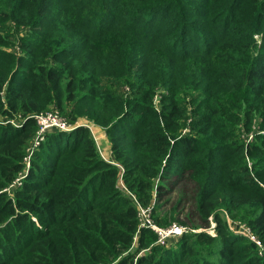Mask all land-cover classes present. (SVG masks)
<instances>
[{
	"label": "trees",
	"instance_id": "1",
	"mask_svg": "<svg viewBox=\"0 0 264 264\" xmlns=\"http://www.w3.org/2000/svg\"><path fill=\"white\" fill-rule=\"evenodd\" d=\"M78 4L83 9L67 17ZM0 6L12 7L6 20L12 18L17 27L36 29L38 24L46 37L40 41L46 44L24 40V56L16 59L3 50L10 45L0 28V117L21 122V127L0 124V264H214L192 263L189 244L167 251L154 244L152 230L140 227L137 205L150 206L152 180L163 161V177L173 175L177 184L188 179L195 185L194 212L204 227L212 213L218 219L220 208L241 210L242 219L253 214L249 224L264 243V135L247 144L237 138L242 127L251 131L256 117L263 119L264 130V0H1ZM26 15L32 25L22 23ZM47 16L53 21L48 37L39 28ZM62 18L69 19L67 31L89 30L96 50L113 40L106 50L115 52L117 73L125 82L136 41L147 50L162 42L158 49L172 67L162 64L160 73L154 71V78L160 75L155 83L149 74L141 83L135 81L140 100L131 103L123 102L109 84L97 90L94 71L84 65L76 80L94 96L89 107L114 116L94 121L108 127L118 165L98 157L88 128L53 132L33 156L22 184L8 195L5 190L22 172L25 150L37 131L30 116L44 112L45 98L60 112L63 102L75 99V74L69 71L75 63L60 65L63 42L56 46L49 31ZM193 18L202 23L191 22ZM39 48L37 62L25 57ZM138 51L141 56L143 50ZM144 55L156 58L150 50ZM185 65L190 72L184 73ZM159 82L166 89L160 113L150 105ZM95 96H101L99 101ZM186 98L199 117L191 127L195 135L180 137L177 119ZM122 136L132 143L119 145ZM163 190L158 188L159 198ZM153 222L163 226L168 221ZM218 224V264H264V253L258 255L253 243ZM196 237L208 245L214 241L204 234Z\"/></svg>",
	"mask_w": 264,
	"mask_h": 264
},
{
	"label": "rangeland",
	"instance_id": "2",
	"mask_svg": "<svg viewBox=\"0 0 264 264\" xmlns=\"http://www.w3.org/2000/svg\"><path fill=\"white\" fill-rule=\"evenodd\" d=\"M1 1V0H0ZM76 5V4H75ZM58 6V5H57ZM78 9L70 8V11L67 12V17L77 15L79 11L83 9L79 4L77 5ZM4 9L3 12H0V28L2 33L5 35L4 38L8 41L9 47H3V50H5L8 53H11L15 56L16 59H19L24 56V53L22 52V42L24 40H30L31 43L40 42L41 40L46 39V37L42 34V31H38L36 25V29L34 26H24L20 25L17 27V25L13 22L12 18H7L8 16V10H10L12 7H6V6H0V9ZM87 8V7H86ZM92 10V9H91ZM90 10V11H91ZM89 11V9H86L84 12ZM5 15H4V14ZM202 16L203 13H200ZM199 17V16H198ZM60 23L59 29L52 28L50 29V33H52V37L54 40H57L56 46L59 42H63L60 44V47H64V50L61 52V59L62 64L64 66H69L70 64H74L73 67L70 68L69 71H71L73 74H75V77L73 78L75 80V84L73 85V92L72 95L75 97V99L72 102H63L62 103V112L58 110L55 103L49 102L50 100H45L47 102V106H45L44 112H41L42 114L48 113L51 111H56L59 113L60 117L70 126L69 131L63 132V133H69L76 128L79 127H86L89 129L91 137L95 143L98 157L104 161L105 163L111 164L113 166H117V162L114 159V155L112 152V143L110 141V137L108 135V127H104L100 125L99 123H96L94 119L96 117L98 118H105V117H114L112 113H101V107H89L95 104L94 100L91 101L94 96L91 94L90 90L88 88H85L82 86L79 82H77V77L82 76V70L84 69V65H88L86 67V71H94L93 79H95L97 90H101L102 83L103 84H109L111 85V89L117 93V95H120L123 102L131 101V103H138L137 100H140V97H138V91L137 88L134 87L135 83H141L143 78L153 77L154 71H162V64H166L168 66V69L172 67L170 61L167 58H164V54L158 49L162 47V42L158 44L155 48L150 49H144L140 45L141 42L136 41L137 44L135 45L136 48L140 51H142L141 56L139 51L133 52L131 55V62L130 66H132V72L130 76L127 78V82L123 81V76H121V72L117 73L118 71V65H120V62L118 63L116 61V57L113 53L109 50H106L108 48H111L114 44L113 40L109 38L103 45L102 50L98 49L96 50L92 43V39L90 38V31L86 30L84 28L79 29L78 27L74 28L72 31H67L66 25L68 24L69 19L62 18ZM190 21L195 24L202 23V20L199 18H193L190 19ZM22 23H28L32 25L30 20H28V15H26L23 18ZM51 23H53L52 18L47 16V18H43V21L41 24L45 27H39L40 30H43L45 33L48 32L47 28L51 26ZM117 31V30H116ZM118 33L124 36V33H121L118 30ZM48 37V33L45 34ZM254 39L258 44L261 42V37L258 35L254 36ZM138 40V39H137ZM121 41V40H120ZM46 44V43H44ZM85 45V48L83 46ZM55 46V47H56ZM32 48V47H31ZM87 48L94 49L96 51L90 52L87 51ZM151 51L156 58L150 59L145 58V53L148 51ZM41 49L38 50L33 49L30 50V54L25 55V57L29 58V61L36 62L39 60L38 54L40 53ZM134 53H136L134 55ZM144 55V56H143ZM163 56V57H160ZM151 57V55H149ZM48 60V58H45ZM129 60V61H130ZM78 62V64H77ZM124 69V67H121ZM24 69V68H23ZM26 69V68H25ZM24 69V70H25ZM190 66H186L183 69L184 73L190 72ZM147 74L149 76L147 77ZM86 76V75H84ZM160 75L158 74L154 78L155 81L160 80ZM68 77L64 80L63 86L65 87L68 83ZM123 81V82H122ZM136 81V82H135ZM108 82V83H107ZM18 83V82H16ZM91 85V83L89 84ZM88 85V86H89ZM153 96L150 100V105L153 108L154 111L161 112L162 106H163V98L164 94L166 93V89L161 86L160 82L155 85V88L153 89ZM70 95V94H69ZM68 95V96H69ZM46 95L42 96L45 97ZM184 97H188V95H183ZM101 96H95L96 101H99ZM106 96L104 95V98ZM185 104L181 106V109L183 110V113L181 114V117L177 119L179 129L177 134L180 137H189L190 135H193L194 132L191 131V127L193 124L197 121L199 114L195 115V113L192 112V107L189 98L185 99ZM101 105V104H100ZM102 106V105H101ZM84 107V108H82ZM132 107V106H131ZM138 105L136 108L138 109ZM92 108V109H91ZM103 108V106H102ZM135 107H132V109ZM145 107L142 106V109ZM130 110V108L128 107ZM129 110H126V112H129ZM18 117L14 119L8 120L7 118H1L0 117V124H7L12 123L15 126L21 127V122L17 120ZM75 119V121H73ZM263 124V119L256 117L253 119V122L251 123V131L247 133L244 128L242 127V130L240 133L237 134V138H240L244 143H251L253 141V137L256 135H264V130H261L260 127ZM112 125V124H110ZM240 125H244L241 123ZM57 132V131H55ZM51 132H47L46 135H49ZM45 135V137H46ZM195 135V134H194ZM44 137V139H45ZM124 138H121L122 141L119 143V145L127 144L132 140L128 137L122 136ZM35 138L29 142L26 150H25V157H24V168L20 174H18V177L15 179V181L5 190L8 195H11L12 192L17 189L21 184L22 181L27 177L28 172L31 168L32 158L39 151L40 145L44 142V140L39 144V146L34 145ZM262 143V140L260 141ZM206 150H204V153ZM164 161L162 162V167L156 176L152 180V199L149 207H142L140 205H137V209L139 207H142L144 209L150 208V213L147 218L144 217L142 219V227L144 229L152 230L149 225H147V222L150 220L154 224V219H162L163 221H168L163 226L155 225L156 229L160 230H169L173 224L178 225L179 227L183 228V231L179 235H173V236H167L162 243H158V236L154 233L156 237L155 245L162 247L164 249L168 250H174L178 251L180 249L181 245L189 244L192 246L193 255L189 256V259L192 261V263H197L200 261H209L214 264L219 263V252L222 247V241L221 237L218 236V221L220 222L221 226H225L227 231L232 236L237 237H243V235L240 234L241 230L248 231L250 233V237L252 240L247 239L248 242H251L254 244V246L257 249L258 255H261L264 253V243H262V240L257 234L256 231H253L250 224H249V217H253L252 213L246 214V219H242L244 216L243 212L241 210H237L235 212H226L223 208H220L217 210L218 213V219H216V212L212 213L210 217L208 218V226L204 227L199 217L195 214V185L189 181L188 179L185 181H181L177 184V178L173 175L168 176H162ZM251 167V163L248 165ZM189 182V183H188ZM164 187L163 194H161V197L159 198L157 196V190L159 187ZM122 190L127 193L126 189L122 186ZM128 194V193H127ZM129 195V194H128ZM194 196V201H193ZM159 198V199H158ZM132 199V197H131ZM134 200V199H133ZM158 200V201H157ZM244 209H252L251 207H244ZM195 211V212H194ZM218 220V221H217ZM151 223V224H152ZM152 224V226H154ZM198 234H204L210 238H213L214 241L212 244L208 245L205 242L200 241L196 236ZM254 239V240H253ZM137 238L134 239V245L133 247H137ZM149 249L140 252V255L145 254ZM167 250V251H168Z\"/></svg>",
	"mask_w": 264,
	"mask_h": 264
},
{
	"label": "built area",
	"instance_id": "3",
	"mask_svg": "<svg viewBox=\"0 0 264 264\" xmlns=\"http://www.w3.org/2000/svg\"><path fill=\"white\" fill-rule=\"evenodd\" d=\"M31 119H33L36 123L37 126V131L36 134L34 136L35 140H34V145L35 146H39V144L44 140V137L46 135V133L48 132H67L70 129V126L68 124H66V122L60 117V115L58 114V112L56 111H51L48 113H39V114H35L30 116ZM150 213V208H142L139 207L138 209V220L140 223V227H142L141 223H142V219L147 218L149 216ZM152 222L149 220L147 222V225H149V227L152 229V231L157 234L158 236V240H159V244L163 242V240L167 237V236H173V235H179L182 231L183 228L179 227L178 225L173 224L172 227L169 230H160V229H156L155 225L152 226L151 224ZM143 228V227H142ZM241 235H243L245 238L252 240V238L250 237V233L246 230L243 231L241 230L240 232ZM254 240V239H253Z\"/></svg>",
	"mask_w": 264,
	"mask_h": 264
}]
</instances>
